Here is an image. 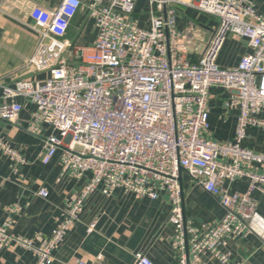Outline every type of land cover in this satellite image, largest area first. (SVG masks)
<instances>
[{
	"label": "built area",
	"instance_id": "1",
	"mask_svg": "<svg viewBox=\"0 0 264 264\" xmlns=\"http://www.w3.org/2000/svg\"><path fill=\"white\" fill-rule=\"evenodd\" d=\"M136 2L61 0L53 9L32 7L39 44L24 71L46 75L12 84L0 75V118L17 122L22 98L33 102L29 130L42 136L46 127L51 130L44 136L42 161L48 164L60 152L62 176H90L49 238L34 246L9 232L15 222L9 218L0 225V251L16 241L35 251L34 264H47L89 195L100 189L110 197L121 188L138 200L168 195L177 264H239L228 244L252 233L253 193L264 196V152L243 146L249 126L264 129V15L254 0H150V28H143L134 17ZM83 6L94 20L95 37L91 44L77 45L66 35ZM178 6L218 20L196 62L186 53L192 37L177 27ZM230 35L247 39L251 51L236 66L223 68L218 58ZM212 87L225 89L226 110L237 111L233 140L211 135ZM0 152L15 165L26 162L1 134ZM184 173L218 199L225 209L221 218L199 225L186 221ZM240 178L248 180L247 191H232L230 184ZM37 195L46 198L49 191L41 187ZM135 264L154 262L137 253Z\"/></svg>",
	"mask_w": 264,
	"mask_h": 264
},
{
	"label": "crops",
	"instance_id": "2",
	"mask_svg": "<svg viewBox=\"0 0 264 264\" xmlns=\"http://www.w3.org/2000/svg\"><path fill=\"white\" fill-rule=\"evenodd\" d=\"M0 10V75L12 84L20 78H42L46 72H25V62L33 56L39 44V34L32 27L30 11L39 5L55 8L61 0H1ZM89 2L92 0H84ZM108 3L109 0H99ZM264 15L263 0H254ZM150 0H137L134 17L143 28H150ZM162 14H165L164 11ZM218 20L194 8L177 7V27L186 37H192L186 50L188 58L196 62L212 37ZM95 37L94 20L88 16L85 6L72 18L67 39L77 45L91 44ZM251 51L245 38L230 35L221 51L218 64L223 68L236 66L243 55ZM2 90L0 89V93ZM209 99L211 135L219 141L233 140L237 128V111L226 110L225 100L229 93L221 87H212ZM23 110L17 122L0 118V134L12 147L20 150L26 158L15 165L0 152V225L9 218L15 222L9 232L33 240L39 246L42 239L49 238L62 219L68 202L86 184L89 174L81 179L69 174L61 175L59 153L45 164L44 136L29 130L36 106L22 98ZM243 146L264 152V129L247 128ZM17 167V171L15 168ZM248 180L240 178L230 184L232 191L245 192ZM45 187L48 197L37 195ZM185 219L202 224L221 218L225 209L218 199L193 183L187 174L182 175ZM256 214L252 220L253 231L246 238L231 241L228 248L239 264H264V196L254 192ZM18 206L12 212L10 208ZM171 202L167 194L156 200H138L131 193L118 188L106 197L100 189L87 198L77 222L62 243L53 251L47 264H75L85 260L88 264H135L136 254L145 253L154 264H177L172 241L174 226L169 221ZM36 253L31 248L12 241L0 251V264H34Z\"/></svg>",
	"mask_w": 264,
	"mask_h": 264
},
{
	"label": "water",
	"instance_id": "3",
	"mask_svg": "<svg viewBox=\"0 0 264 264\" xmlns=\"http://www.w3.org/2000/svg\"><path fill=\"white\" fill-rule=\"evenodd\" d=\"M164 13L166 14V9L164 10ZM180 181H181L182 202H183L182 174H181V177H180ZM183 213H184V215H185L184 206H183Z\"/></svg>",
	"mask_w": 264,
	"mask_h": 264
},
{
	"label": "rangeland",
	"instance_id": "4",
	"mask_svg": "<svg viewBox=\"0 0 264 264\" xmlns=\"http://www.w3.org/2000/svg\"><path fill=\"white\" fill-rule=\"evenodd\" d=\"M68 56V55H67Z\"/></svg>",
	"mask_w": 264,
	"mask_h": 264
}]
</instances>
